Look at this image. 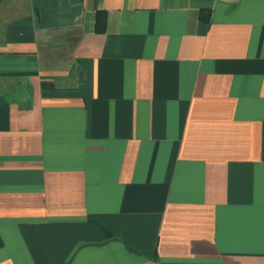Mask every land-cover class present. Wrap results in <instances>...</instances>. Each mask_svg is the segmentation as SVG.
Masks as SVG:
<instances>
[{
  "label": "crops",
  "instance_id": "crops-1",
  "mask_svg": "<svg viewBox=\"0 0 264 264\" xmlns=\"http://www.w3.org/2000/svg\"><path fill=\"white\" fill-rule=\"evenodd\" d=\"M0 264H264V0H0Z\"/></svg>",
  "mask_w": 264,
  "mask_h": 264
}]
</instances>
